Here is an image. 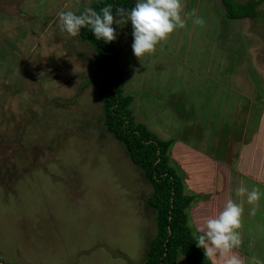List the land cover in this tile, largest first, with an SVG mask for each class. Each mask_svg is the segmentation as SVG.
Here are the masks:
<instances>
[{"label":"rangeland","instance_id":"obj_1","mask_svg":"<svg viewBox=\"0 0 264 264\" xmlns=\"http://www.w3.org/2000/svg\"><path fill=\"white\" fill-rule=\"evenodd\" d=\"M95 1L0 0V255L7 263L144 264L157 234L146 206L153 188L106 129L102 94L85 86L96 75V52L57 24L59 12L79 14ZM183 3L185 27L141 60L131 24H113L135 120L176 140L171 158L186 192L201 196L189 210L195 234L206 211L219 212L222 195L243 198L242 219L254 216L252 228L264 231V177H247L253 167L264 176V0L256 19L236 22L221 0ZM241 186L255 188L258 201L238 196ZM248 225L238 231L248 233Z\"/></svg>","mask_w":264,"mask_h":264},{"label":"trees","instance_id":"obj_2","mask_svg":"<svg viewBox=\"0 0 264 264\" xmlns=\"http://www.w3.org/2000/svg\"><path fill=\"white\" fill-rule=\"evenodd\" d=\"M135 3L136 0H97L91 7L99 11L106 4H113L114 11L116 7L130 10ZM221 3L231 22L256 19L260 14L257 8L261 0ZM81 40L92 44L97 55L96 75L85 86H95L100 91L106 129L122 143L132 163L141 169L153 188L146 206L155 214L157 234L149 240L144 264H177L182 257L191 264H212L196 244L199 234L189 225V210L201 196L186 192L184 175L171 158L176 140L165 141L146 124L136 122L132 107L135 97L124 89L121 55L114 41H98L88 29H82ZM0 258L4 264H14L5 262L1 255Z\"/></svg>","mask_w":264,"mask_h":264},{"label":"clouds","instance_id":"obj_3","mask_svg":"<svg viewBox=\"0 0 264 264\" xmlns=\"http://www.w3.org/2000/svg\"><path fill=\"white\" fill-rule=\"evenodd\" d=\"M183 8V0H136L130 10L116 7L114 11L113 4H106L99 11L92 7L85 8L79 14L72 10L61 11L57 24L61 32L71 37H77L82 29H88L96 40L106 44L118 38L119 32L113 27L114 23L121 27L131 24L133 54L141 60V57L155 53L161 41L185 27ZM193 23L203 24V20L196 17ZM237 195L246 196L248 203L252 204L258 201L261 194L255 188L248 191L241 186ZM243 211L242 203L229 199L222 211L205 218L204 223L197 228L199 235L196 244L204 250L206 257L219 255L226 258L225 264H242L233 250L241 244L238 230Z\"/></svg>","mask_w":264,"mask_h":264},{"label":"crops","instance_id":"obj_4","mask_svg":"<svg viewBox=\"0 0 264 264\" xmlns=\"http://www.w3.org/2000/svg\"><path fill=\"white\" fill-rule=\"evenodd\" d=\"M263 141H264V135H262L261 138H260V141H259L260 144H263ZM244 155H245V157L247 159H250V160L252 159V157L246 151L244 152ZM247 177L248 178L256 177L257 179L254 178V180L259 181L258 178H262L263 179L264 176H263V173L260 172V170H256L253 167V170L251 171V173ZM223 197H224V195L220 196L219 201L218 200L216 201L217 205L215 204L219 208V211H222L224 206H225V204H226L224 202ZM225 199H226V202H227L228 199L227 198H225ZM231 199H233V197H231ZM240 199H241L240 201H241L242 204L247 203V202L244 201L243 198L240 197ZM208 205H210V204H208ZM206 212H210V211H206ZM206 212H205L204 218H207L209 216H213L211 212H210V214L206 213ZM214 213H215L214 215H216L219 212L215 211ZM245 216H247V215H245ZM253 217L254 216H252L250 218L246 217V218H244L245 220L242 219L241 223H248V224H250L248 226H251V225H253V223H252L253 219H254ZM204 218H203V220L202 219L198 220V221H201V222H199L197 224L196 229L204 223V220H205ZM252 227L253 226L249 227V232L248 233L247 232H243V231L240 232L241 244H240L239 247H237L236 249L233 250V253L235 255H237L241 259L242 264H264V233H263L264 231L261 228V229L257 230V232H256V230L253 229ZM250 230L251 231L252 230L255 231V233H251L250 234ZM251 248H252V250H250ZM244 249L247 250L246 253H245ZM217 257L219 258V261H220L219 264H225V259H226L225 257H221V256L219 257V255H217ZM211 258L214 259V257H211Z\"/></svg>","mask_w":264,"mask_h":264},{"label":"water","instance_id":"obj_5","mask_svg":"<svg viewBox=\"0 0 264 264\" xmlns=\"http://www.w3.org/2000/svg\"><path fill=\"white\" fill-rule=\"evenodd\" d=\"M0 264H4V262L1 260V258H0Z\"/></svg>","mask_w":264,"mask_h":264}]
</instances>
